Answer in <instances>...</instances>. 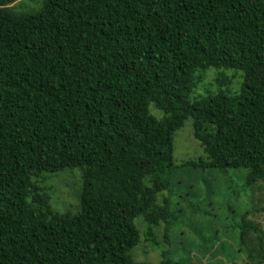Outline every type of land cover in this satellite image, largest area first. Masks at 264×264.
<instances>
[{"label": "trees", "instance_id": "16d2710c", "mask_svg": "<svg viewBox=\"0 0 264 264\" xmlns=\"http://www.w3.org/2000/svg\"><path fill=\"white\" fill-rule=\"evenodd\" d=\"M14 1L0 0V264H132L136 216L145 240L159 243L160 222L167 240L177 211L158 195L172 190L186 119L207 167L264 181V0H40L28 11ZM210 67L240 71L238 88L190 97ZM73 168L74 214L35 179ZM247 215L227 229L237 246L217 230L197 246L262 264L264 245L245 247Z\"/></svg>", "mask_w": 264, "mask_h": 264}, {"label": "rangeland", "instance_id": "374dc122", "mask_svg": "<svg viewBox=\"0 0 264 264\" xmlns=\"http://www.w3.org/2000/svg\"><path fill=\"white\" fill-rule=\"evenodd\" d=\"M40 3V0H17L11 5L16 10L28 11L37 9ZM201 76L190 97L206 92L229 95L236 91L242 81L240 71L225 68L210 67L202 71ZM223 77L229 80L227 84L217 82ZM150 111L157 117L161 116L152 103ZM205 160L199 142L192 135L191 121L186 119L173 136V165L169 172L172 190H163L158 195L160 203L165 196L170 208L177 211L178 224L170 226L169 237L165 240V223H158L154 234L159 243L153 246L143 236L145 221L142 216H136L134 222L140 231V241L132 251V264H167L168 258L162 255V251L182 257L185 264H227L224 256L212 255L213 252H204L202 247L197 246L202 241L195 235L210 236L217 230L221 240L237 246V242L232 240L236 238V230L227 229L240 221L244 212L248 213L246 219L254 227L245 233V247L254 251L259 242L264 245V181L246 184L245 168L218 171L207 167ZM35 179L48 189L54 208L72 214L79 210L82 177L77 168L45 172ZM192 206L196 208L194 212L191 211ZM238 254L235 262H257H249L245 251L239 250Z\"/></svg>", "mask_w": 264, "mask_h": 264}]
</instances>
